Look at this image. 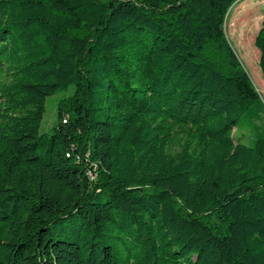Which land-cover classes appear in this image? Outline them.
<instances>
[{"label":"trees","instance_id":"obj_1","mask_svg":"<svg viewBox=\"0 0 264 264\" xmlns=\"http://www.w3.org/2000/svg\"><path fill=\"white\" fill-rule=\"evenodd\" d=\"M238 1L0 0V264H264Z\"/></svg>","mask_w":264,"mask_h":264},{"label":"rangeland","instance_id":"obj_2","mask_svg":"<svg viewBox=\"0 0 264 264\" xmlns=\"http://www.w3.org/2000/svg\"><path fill=\"white\" fill-rule=\"evenodd\" d=\"M263 20L264 0H240L230 8L224 30L227 39L247 71L255 91L264 103V80L258 65L259 51L254 45V38ZM72 90L73 86L68 89L67 93L58 91L46 97L40 132L50 131L57 120L58 99ZM237 136H241L240 129L234 132V137ZM241 139L243 142H247L242 136Z\"/></svg>","mask_w":264,"mask_h":264}]
</instances>
